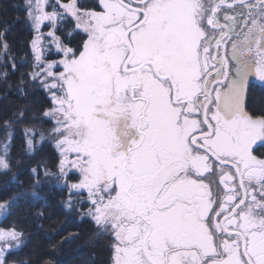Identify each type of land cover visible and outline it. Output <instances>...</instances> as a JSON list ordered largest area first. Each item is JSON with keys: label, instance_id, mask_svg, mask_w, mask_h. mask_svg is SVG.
<instances>
[{"label": "snow or ice", "instance_id": "obj_1", "mask_svg": "<svg viewBox=\"0 0 264 264\" xmlns=\"http://www.w3.org/2000/svg\"><path fill=\"white\" fill-rule=\"evenodd\" d=\"M18 7L33 32L27 76L47 98L34 119L49 123L23 129L22 151L51 142L58 156L55 171L30 168L26 186L12 129L27 108L3 121L0 174L14 190L0 196V217L28 206L45 218L37 189L54 181L65 217L107 239L108 264H264V111L246 105L250 80L264 85V0ZM9 31H0L4 78L17 69ZM25 242L17 224L0 227V264Z\"/></svg>", "mask_w": 264, "mask_h": 264}, {"label": "trees", "instance_id": "obj_2", "mask_svg": "<svg viewBox=\"0 0 264 264\" xmlns=\"http://www.w3.org/2000/svg\"><path fill=\"white\" fill-rule=\"evenodd\" d=\"M22 4L23 0H0V31L5 26L10 28L7 38L17 64L15 70L9 65L6 69L8 73L6 78L0 77V139L4 135L3 121L13 112L27 108L25 120L20 122V125L19 123L14 125L12 129L15 138L12 156L22 162L17 176L27 186L31 179L29 169L37 165H40L41 172L44 165L53 169L58 155L51 142L38 145L39 150L32 154L22 151L25 127H30L33 123L40 128L49 126L48 122L34 119L47 98L43 89L35 87L27 76L32 70L29 44L33 32L24 20L23 11L18 7ZM4 63V60H0V72L5 70ZM22 79L27 83L24 95L18 90ZM246 105L250 111L257 113L264 111V85L250 81ZM37 134L39 132L36 136ZM260 153H264V148H258L257 154ZM10 181V174H0V196H6L14 190ZM37 190L49 205L45 218L38 219L33 214L35 209L32 207L21 206L14 215L2 217L0 221V227L17 224L25 232L26 242L20 249L14 251L10 257L11 264H39L41 259L52 260L54 264H108L110 251L107 239H97L94 226L90 222H80L75 217L66 218L60 210L58 201L65 195L64 190L54 182L46 181ZM69 232H79L80 236L77 240L65 242L54 250L51 245H55Z\"/></svg>", "mask_w": 264, "mask_h": 264}, {"label": "rangeland", "instance_id": "obj_3", "mask_svg": "<svg viewBox=\"0 0 264 264\" xmlns=\"http://www.w3.org/2000/svg\"><path fill=\"white\" fill-rule=\"evenodd\" d=\"M81 2H82V3H85V4H87V5H91V4L94 2V0H81ZM29 49H30V54H31V56H32L31 48H30V44H29ZM250 81H253V82H256V83L261 84V82L255 80L254 78H252ZM33 84L35 85V87H39L38 83H34V82H33ZM29 88H30V87H29ZM30 89H31V88H30ZM30 89H29V90H30ZM18 125H20V123H19ZM38 137H39V134H37V139H38ZM2 139H3V136L1 137L0 140H2ZM57 155H58V154H57ZM51 170H52V171H55V166H54V168L51 169ZM46 182L49 183V182H54V181H47V180H46ZM54 183H55V182H54ZM1 219H2V217H0V221H1Z\"/></svg>", "mask_w": 264, "mask_h": 264}]
</instances>
